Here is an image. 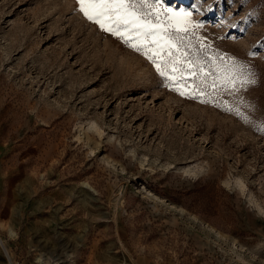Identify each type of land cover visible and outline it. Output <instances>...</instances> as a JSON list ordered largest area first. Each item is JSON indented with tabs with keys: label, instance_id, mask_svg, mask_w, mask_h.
I'll list each match as a JSON object with an SVG mask.
<instances>
[{
	"label": "rangeland",
	"instance_id": "374dc122",
	"mask_svg": "<svg viewBox=\"0 0 264 264\" xmlns=\"http://www.w3.org/2000/svg\"><path fill=\"white\" fill-rule=\"evenodd\" d=\"M143 10L195 32L187 58L247 64L250 107L181 96L77 0H0V264H264V0Z\"/></svg>",
	"mask_w": 264,
	"mask_h": 264
},
{
	"label": "snow or ice",
	"instance_id": "6c2138e0",
	"mask_svg": "<svg viewBox=\"0 0 264 264\" xmlns=\"http://www.w3.org/2000/svg\"><path fill=\"white\" fill-rule=\"evenodd\" d=\"M77 3L79 11L86 19L96 23L103 30L110 31L113 35L118 36L124 43L134 47L137 52H143L147 45H134L131 40L121 34V29L128 31L129 35L135 33L137 39L142 38L148 42V45L154 47L156 49L155 55L152 54L151 48L146 54L155 65L158 75L170 82L173 91H179V85L188 82L186 78L191 77V82L196 84L194 92L206 93L209 97L231 95L238 103L250 107L239 95L247 85L256 83L255 73L249 69L247 64L236 60L234 57L229 58L232 61L229 64L224 61L221 55H216L213 63H209L208 58L200 56L187 58L188 53L182 52L180 48L176 47V44H183L190 34L195 35L194 31L187 27L177 29L172 24L170 16H166L169 27H159V24L163 22L153 24L146 19L149 13L143 9L145 7L155 9L157 6H163L165 0H77ZM173 11L170 7L165 8L166 13H172ZM179 11L187 16L192 15L191 12L183 9ZM152 14L158 15L156 13ZM105 22L112 25V27H105ZM199 26V24L196 25V27ZM181 32L183 35H181ZM153 37H157V39H153ZM186 47L190 48L192 45L188 44ZM196 47L200 50L204 46L197 42ZM173 48H176L180 56L173 55ZM162 54L165 57L163 67L158 62V58ZM181 56L184 59L177 67V62L180 61ZM206 67L209 69L207 72H205ZM179 94L181 96L185 95L183 91H179ZM202 102L213 103L212 99H205ZM225 110L235 112L245 120L248 119L239 107L225 106ZM261 127L264 128V124Z\"/></svg>",
	"mask_w": 264,
	"mask_h": 264
},
{
	"label": "built area",
	"instance_id": "2783aa9c",
	"mask_svg": "<svg viewBox=\"0 0 264 264\" xmlns=\"http://www.w3.org/2000/svg\"><path fill=\"white\" fill-rule=\"evenodd\" d=\"M42 261H40V262H42ZM8 264H18V261H16V260L12 261V258L10 257V259H8ZM46 264H65V263H64V261L59 260V259H55V260L52 259L51 262H48Z\"/></svg>",
	"mask_w": 264,
	"mask_h": 264
},
{
	"label": "crops",
	"instance_id": "0c3cea01",
	"mask_svg": "<svg viewBox=\"0 0 264 264\" xmlns=\"http://www.w3.org/2000/svg\"><path fill=\"white\" fill-rule=\"evenodd\" d=\"M25 261H28L29 262L28 264H35L34 262L32 263L31 260H24L23 262H25Z\"/></svg>",
	"mask_w": 264,
	"mask_h": 264
}]
</instances>
